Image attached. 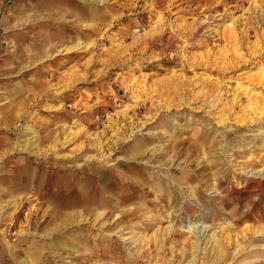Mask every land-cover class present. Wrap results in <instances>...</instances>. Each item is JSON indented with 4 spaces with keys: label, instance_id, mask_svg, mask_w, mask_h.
I'll list each match as a JSON object with an SVG mask.
<instances>
[{
    "label": "rangeland",
    "instance_id": "374dc122",
    "mask_svg": "<svg viewBox=\"0 0 264 264\" xmlns=\"http://www.w3.org/2000/svg\"><path fill=\"white\" fill-rule=\"evenodd\" d=\"M262 111L264 0H0V264H264Z\"/></svg>",
    "mask_w": 264,
    "mask_h": 264
},
{
    "label": "bare ground",
    "instance_id": "6f19581e",
    "mask_svg": "<svg viewBox=\"0 0 264 264\" xmlns=\"http://www.w3.org/2000/svg\"><path fill=\"white\" fill-rule=\"evenodd\" d=\"M90 46V44H87L85 47H89ZM78 47L80 48L81 47V45L79 44L78 45ZM188 84V83H187ZM184 85H186V84H184ZM189 87V86H188ZM187 89V88H186ZM190 89V88H189ZM217 90V89H216ZM247 92H248V90H246ZM201 93H203V92H201ZM206 93V92H205ZM209 93V92H208ZM215 93V92H214ZM204 94V93H203ZM217 94V93H216ZM219 95V94H218ZM235 98V97H234ZM238 98V97H237ZM219 99V98H218ZM238 99H234V102L236 103V101H237ZM232 101V100H231ZM220 103V102H219ZM251 106V109H253V110H256V108H257V105H256V103L255 102H253L252 104H250ZM254 113H257L258 115H263L264 113H263V111L262 112H254ZM264 116V115H263ZM221 121H223V120H221ZM225 122V121H224ZM220 123H223V122H220ZM226 124V123H225ZM144 150H146V149H144ZM90 158V157H89ZM247 172V171H246ZM262 172V173H261ZM259 174L261 175V176H263L264 177V170L263 171H259ZM218 191V190H217ZM234 191V190H233ZM227 226L228 227H230V226H233V223H232V221L231 220H229V219H227V225H226V227L224 228V229H222V231H224L226 228H227ZM188 231H191L194 235H197L196 234V228L195 227H193V226H190L189 228H188ZM214 239H216V238H214ZM221 239H217L216 240V242L215 243H218L219 241H220ZM190 264H192V263H190Z\"/></svg>",
    "mask_w": 264,
    "mask_h": 264
}]
</instances>
